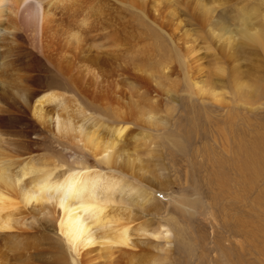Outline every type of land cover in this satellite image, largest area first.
I'll list each match as a JSON object with an SVG mask.
<instances>
[{"label": "rangeland", "instance_id": "1", "mask_svg": "<svg viewBox=\"0 0 264 264\" xmlns=\"http://www.w3.org/2000/svg\"><path fill=\"white\" fill-rule=\"evenodd\" d=\"M46 1L42 59L6 30L8 12L0 17V149L14 160L116 173L67 122L109 124L117 108L137 111L115 152L152 192L145 202L116 199L112 208L131 225L128 244L97 239L78 251L80 263L125 264L126 250L132 264H264V47L245 41L257 29L264 42V23L222 34L219 16L240 30L244 0ZM24 12L28 30L35 12ZM50 91L40 119L37 97ZM18 210L13 227L0 230V264H70L51 212Z\"/></svg>", "mask_w": 264, "mask_h": 264}, {"label": "bare ground", "instance_id": "2", "mask_svg": "<svg viewBox=\"0 0 264 264\" xmlns=\"http://www.w3.org/2000/svg\"><path fill=\"white\" fill-rule=\"evenodd\" d=\"M74 1L76 3V0ZM129 1L131 3L129 4L133 5L132 3L136 0ZM237 5V12L240 16V21L237 26H239L240 30L228 27V25L225 26L223 21L225 18L219 16V20H217L220 29L223 31L222 34L229 33L230 35V33L236 34L238 32H244L248 29L250 24H253V20H259L264 23V0H244L243 2H237ZM50 6L51 2L46 0H0V17H2L4 12H8L6 30H8V32L11 29L14 30L12 34L21 42L30 46L29 54L35 58L40 57L42 59V57H45V44L47 42H44V34H46L45 29H48L47 24L51 18H49ZM28 7L34 10L35 18L32 26L30 25L31 28L29 27V29L26 30L24 28L25 26L23 27V24H21L22 20L20 21L19 18H21V15ZM85 22L86 21H84V23ZM262 36L256 29L245 37V41L258 47L261 45L263 48L264 42L261 38ZM226 38L230 39L231 35ZM232 72L236 78L238 76V70L235 66H233ZM243 85H245L244 88L247 87L246 84H242L240 81L236 82V87L239 88L240 92L243 91L241 90ZM206 88H208V91L212 89V87L209 89V86H206L205 89ZM208 91L207 93H209ZM214 92L211 91V95L209 96L215 97L219 93V90H217L218 93ZM55 95L56 93L50 91L40 96V98L37 97V102H39V104L34 108H36L35 112L40 119L44 117L41 112L43 109L41 103L53 99ZM220 96L221 93L219 97L217 96L215 99L219 100L223 98ZM154 106L157 105L155 104ZM135 107H133V109ZM149 108L151 107L149 106ZM119 109L121 108H117L116 111H114L115 117L109 124L104 123L103 120L92 121L88 124H83V122L80 124L72 123L70 119L67 122V128L70 131L74 130L75 136H78L80 141H82V147L89 150L94 158L95 156L96 158L99 156L100 159L98 161H100L101 164L103 163L108 169L113 168V171L116 173L108 174L110 172L105 173L98 170H91L90 165L86 162H79L77 166H73L64 163H55L53 160L36 161L33 158L28 160L24 159L25 161L20 159L14 160L12 159L16 158L13 157L14 155L0 149V230L12 228L15 224L14 215H17L18 209L20 207L22 208V206L31 205L34 208L38 207L51 212L52 217L50 220L52 221L53 227L59 232V239L63 242V246L69 250L67 254L69 253L68 255H70V261H68L70 264H81L76 254L78 255L80 249L89 247L96 242L97 239H100V242L108 243V245L111 244L110 247L113 243H116L117 246H126L128 244V240H130L129 238L131 236L128 231L131 230L129 227L131 225L128 226V222L125 223L123 221L124 219L122 220V217L120 218L119 212H117L120 209L116 208V210L118 209L116 211L115 208H112L115 207V205L113 204L114 206H111V204L116 203V199H118L119 202L120 200L123 201V198L126 197L134 198L136 201L141 199L145 202L148 200V196L151 197L152 192L140 185L136 177H132L131 174L133 173L130 172L132 166L127 160L123 159L124 161H119L117 159L118 154L116 155L117 152H115L116 144L121 140V135H123V132L127 129L130 120L132 121L133 114L137 112L135 111L132 113V111H127V109ZM157 116L159 117V114ZM89 118L91 117L85 116L83 120L87 122V120H90ZM147 118L151 122L157 120L154 113H149ZM127 174H129V177ZM129 202L130 201H128V203ZM48 212H45V215H48ZM53 227H51V229H53ZM142 230L148 232L146 228H142ZM150 234L154 235V233ZM120 249L124 248L120 247ZM123 254H126L125 264H132L133 260L132 257L128 255L129 252L123 250ZM107 262L106 264H109L108 260ZM95 264H100V262H95ZM152 264L160 263L156 259H153Z\"/></svg>", "mask_w": 264, "mask_h": 264}]
</instances>
